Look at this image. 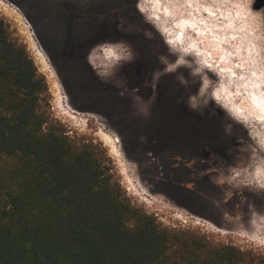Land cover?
<instances>
[{"label": "rangeland", "instance_id": "1", "mask_svg": "<svg viewBox=\"0 0 264 264\" xmlns=\"http://www.w3.org/2000/svg\"><path fill=\"white\" fill-rule=\"evenodd\" d=\"M135 1L102 32L87 18L103 0H0V18L44 78L52 118L104 148L132 205L264 250V5Z\"/></svg>", "mask_w": 264, "mask_h": 264}, {"label": "trees", "instance_id": "2", "mask_svg": "<svg viewBox=\"0 0 264 264\" xmlns=\"http://www.w3.org/2000/svg\"><path fill=\"white\" fill-rule=\"evenodd\" d=\"M117 1L123 9L135 2ZM45 15L54 21L49 8ZM45 92L26 47L0 18V264H264L262 249L162 226L132 205L104 148L69 136Z\"/></svg>", "mask_w": 264, "mask_h": 264}, {"label": "water", "instance_id": "3", "mask_svg": "<svg viewBox=\"0 0 264 264\" xmlns=\"http://www.w3.org/2000/svg\"><path fill=\"white\" fill-rule=\"evenodd\" d=\"M103 1L105 2L106 8H103L99 11L100 17L97 19V30L99 32L106 31L107 29H109L110 27L109 20L111 17L110 12L120 8V3L117 0H103Z\"/></svg>", "mask_w": 264, "mask_h": 264}, {"label": "bare ground", "instance_id": "4", "mask_svg": "<svg viewBox=\"0 0 264 264\" xmlns=\"http://www.w3.org/2000/svg\"><path fill=\"white\" fill-rule=\"evenodd\" d=\"M158 25V24H157ZM158 27H160V26H158Z\"/></svg>", "mask_w": 264, "mask_h": 264}]
</instances>
